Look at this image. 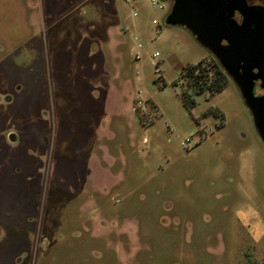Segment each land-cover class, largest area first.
I'll return each mask as SVG.
<instances>
[{
  "label": "rangeland",
  "instance_id": "rangeland-1",
  "mask_svg": "<svg viewBox=\"0 0 264 264\" xmlns=\"http://www.w3.org/2000/svg\"><path fill=\"white\" fill-rule=\"evenodd\" d=\"M156 2L0 0V264H264V140Z\"/></svg>",
  "mask_w": 264,
  "mask_h": 264
},
{
  "label": "water",
  "instance_id": "water-1",
  "mask_svg": "<svg viewBox=\"0 0 264 264\" xmlns=\"http://www.w3.org/2000/svg\"><path fill=\"white\" fill-rule=\"evenodd\" d=\"M239 10L244 18L233 17ZM169 25H182L219 61L236 82L264 140V5L248 0H173Z\"/></svg>",
  "mask_w": 264,
  "mask_h": 264
},
{
  "label": "trees",
  "instance_id": "trees-1",
  "mask_svg": "<svg viewBox=\"0 0 264 264\" xmlns=\"http://www.w3.org/2000/svg\"><path fill=\"white\" fill-rule=\"evenodd\" d=\"M199 64H189L186 66V74L190 77L192 84L194 86H198L203 89L204 85L211 92H219L222 91L227 85L230 79V76L227 74L222 65L216 60L215 62V70L213 77L205 74L203 70L200 72L197 70ZM184 101L186 104L194 105L196 103V99L188 94V92L184 93ZM251 264H256L254 261Z\"/></svg>",
  "mask_w": 264,
  "mask_h": 264
},
{
  "label": "crops",
  "instance_id": "crops-1",
  "mask_svg": "<svg viewBox=\"0 0 264 264\" xmlns=\"http://www.w3.org/2000/svg\"><path fill=\"white\" fill-rule=\"evenodd\" d=\"M104 3H106V2H104ZM109 12L113 13V14H117L118 11L113 6V7L109 8ZM108 31L110 33V40H111L112 46L117 45L119 42L121 43L123 30L121 27H119L118 23L111 24L109 26ZM249 227H250V233H251L253 240L255 242H257L264 234V225L261 222L256 221L252 225L249 224Z\"/></svg>",
  "mask_w": 264,
  "mask_h": 264
},
{
  "label": "flooded vegetation",
  "instance_id": "flooded-vegetation-1",
  "mask_svg": "<svg viewBox=\"0 0 264 264\" xmlns=\"http://www.w3.org/2000/svg\"><path fill=\"white\" fill-rule=\"evenodd\" d=\"M248 2H249L250 4L264 5V0H248ZM233 17L236 18V19H238V21H241L242 18H244V16L242 15V13H241L239 10H236V11L234 12ZM260 84H261V81H260V80H256V82H255V93H256L257 95L264 94V88H262V87L260 86ZM258 87H261V89H262V92H261V93H257V92H256L257 89H258Z\"/></svg>",
  "mask_w": 264,
  "mask_h": 264
},
{
  "label": "built area",
  "instance_id": "built-area-1",
  "mask_svg": "<svg viewBox=\"0 0 264 264\" xmlns=\"http://www.w3.org/2000/svg\"><path fill=\"white\" fill-rule=\"evenodd\" d=\"M152 2L154 3V4H156L157 2H156V0H152Z\"/></svg>",
  "mask_w": 264,
  "mask_h": 264
}]
</instances>
